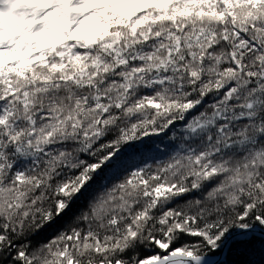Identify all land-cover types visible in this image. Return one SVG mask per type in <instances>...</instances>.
<instances>
[{
    "label": "snow or ice",
    "instance_id": "snow-or-ice-1",
    "mask_svg": "<svg viewBox=\"0 0 264 264\" xmlns=\"http://www.w3.org/2000/svg\"><path fill=\"white\" fill-rule=\"evenodd\" d=\"M225 253L264 264V0H0V264Z\"/></svg>",
    "mask_w": 264,
    "mask_h": 264
},
{
    "label": "trees",
    "instance_id": "trees-1",
    "mask_svg": "<svg viewBox=\"0 0 264 264\" xmlns=\"http://www.w3.org/2000/svg\"><path fill=\"white\" fill-rule=\"evenodd\" d=\"M175 135H177V136L179 135V131L178 130L175 131ZM165 142L166 143L171 142V134L169 135V137L166 139ZM209 255H211V254H209ZM226 259H228L227 255H226V257H225V259L223 261H225ZM223 261L221 262V264H223Z\"/></svg>",
    "mask_w": 264,
    "mask_h": 264
},
{
    "label": "water",
    "instance_id": "water-1",
    "mask_svg": "<svg viewBox=\"0 0 264 264\" xmlns=\"http://www.w3.org/2000/svg\"><path fill=\"white\" fill-rule=\"evenodd\" d=\"M226 255H227V254L225 253V254H221V255H218V256H214L213 258H214L215 260H217V261L222 262V261L225 259Z\"/></svg>",
    "mask_w": 264,
    "mask_h": 264
}]
</instances>
